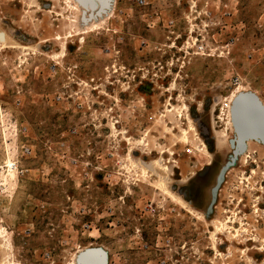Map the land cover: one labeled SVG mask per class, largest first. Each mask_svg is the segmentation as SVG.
<instances>
[{
  "label": "rangeland",
  "instance_id": "obj_1",
  "mask_svg": "<svg viewBox=\"0 0 264 264\" xmlns=\"http://www.w3.org/2000/svg\"><path fill=\"white\" fill-rule=\"evenodd\" d=\"M145 1L116 0L86 33L66 0H0V264H74L90 247L109 264H264V143L235 157L227 124L235 90L264 101V0ZM191 1L215 53L182 64L168 46ZM239 120L264 129L246 102Z\"/></svg>",
  "mask_w": 264,
  "mask_h": 264
},
{
  "label": "built area",
  "instance_id": "obj_2",
  "mask_svg": "<svg viewBox=\"0 0 264 264\" xmlns=\"http://www.w3.org/2000/svg\"><path fill=\"white\" fill-rule=\"evenodd\" d=\"M137 4L140 7H143L146 5L145 0H136ZM190 11L189 15L187 17V23L189 25V30H188V36L183 43V46L181 48H177L176 46V38L175 41L171 42V44L168 46V49L170 51L172 50H177L178 53L180 54L179 59L177 61H181L182 64H185V62L190 59L191 57H211L213 56L214 50L212 48H209L205 43L203 39H200L201 35L196 34L195 27H198V25H195V21L200 17V12L198 10V5L195 1H191V4L189 6ZM195 15V16H194ZM166 29L171 30L174 29L175 23L173 20L168 19L166 22V25L164 26ZM200 31V30H198ZM174 33L171 31V35ZM196 34V36H195ZM229 47V46H228ZM227 47V48H228ZM231 50L227 51L228 56L230 55ZM135 75V72L133 76ZM234 85L238 86L240 85V79L238 77L234 78ZM31 149L26 148L23 153L24 155H29L31 154ZM145 211L148 214L151 215H156L159 213V210L157 207H154L153 205H149L145 208ZM86 227L91 228V226L86 225ZM134 244L137 246L138 249L143 250V251H151L154 247L150 245L144 238L143 233L140 229H137L135 231V236H134ZM162 244V246H160ZM155 248L157 250L161 249H168L171 246V238L167 235V232H159V236L157 237L155 241ZM47 258H50L49 254H46ZM109 264V263H108ZM158 264H168L167 260L165 257L160 258L158 261Z\"/></svg>",
  "mask_w": 264,
  "mask_h": 264
},
{
  "label": "water",
  "instance_id": "obj_3",
  "mask_svg": "<svg viewBox=\"0 0 264 264\" xmlns=\"http://www.w3.org/2000/svg\"><path fill=\"white\" fill-rule=\"evenodd\" d=\"M80 6L85 10H90L89 3L86 0H76ZM109 0L101 3L102 11L99 12L98 16H102L107 11ZM93 10H97L99 7L96 4H92ZM106 10V11H105ZM246 102L250 105V110L254 114H258L264 119V107L259 102L258 98L252 94H245L240 98H237L233 105V124L235 132L238 138L231 141L232 148L234 149V156L238 157L242 155L247 150V144L249 141H257L264 143V129L256 134H248L247 130L241 125L239 120V110L242 104ZM88 259L98 260V264H108V257L102 250L99 249H89L86 252H82L78 256V264H85Z\"/></svg>",
  "mask_w": 264,
  "mask_h": 264
},
{
  "label": "bare ground",
  "instance_id": "obj_4",
  "mask_svg": "<svg viewBox=\"0 0 264 264\" xmlns=\"http://www.w3.org/2000/svg\"><path fill=\"white\" fill-rule=\"evenodd\" d=\"M89 3V7L90 10H85L83 9L80 4H78V2L76 0H66L67 4L69 5V8L73 10V12H75L77 15H81L82 17V24L85 25L87 27L86 33H89L94 29V31L96 29H98L100 27V25L104 24L106 19L113 13L115 7H116V0H109L108 2V7H107V11L105 12V14H103L102 16H98L99 12L102 11V6L101 3L105 2V0H86ZM92 4H96L98 5V9L97 10H93L92 8ZM77 22V21H76ZM73 34V33H72ZM59 40V39H58ZM61 41V40H60ZM8 42V37L5 33H0V46L4 45ZM66 46H64V50H65ZM245 94H252L254 96H256L259 100V102L261 103V105L264 107V101L258 96V94L254 91L251 90H245V89H237L234 91V93L232 94L231 98L228 101V113H229V117L227 119V124L230 127L228 130H232L235 132V128H234V124H233V105L234 102L237 98H240L241 96H244ZM227 100V99H226ZM228 116V115H227ZM192 129V128H190ZM227 132V129L225 130ZM236 133V132H235ZM186 134V133H184ZM187 135V134H186ZM220 138V137H219ZM228 137H226L227 139ZM237 133H236V137ZM252 141H249L247 144V149L250 146ZM222 143V142H221ZM136 167V166H135ZM147 172V171H146ZM160 184V183H159ZM155 185V184H154ZM165 189V188H164ZM169 191V190H168ZM173 195V194H172ZM176 197V196H175ZM177 198V197H176ZM175 198V199H176ZM179 199V198H178ZM175 201V200H174ZM182 203V202H181ZM184 204V203H182ZM186 205V204H185ZM187 207V206H186ZM191 211V209H190ZM193 212V210H192ZM193 215V214H192ZM217 231V230H216ZM216 233V232H215ZM216 235V234H215ZM0 240H3L4 242L9 243V236L7 231L3 228V226H0ZM89 249H99L102 250L103 252H105V254L107 255V251L103 250L102 248H87L84 251L79 252V254L76 256V259L74 260V264H78V256L82 253V252H86V250ZM108 256V255H107ZM86 262V261H85ZM86 264V263H85Z\"/></svg>",
  "mask_w": 264,
  "mask_h": 264
}]
</instances>
